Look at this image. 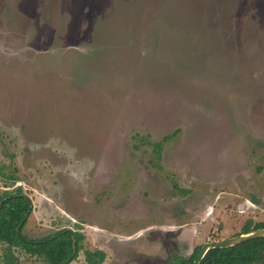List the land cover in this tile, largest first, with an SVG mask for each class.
Wrapping results in <instances>:
<instances>
[{"label": "rangeland", "instance_id": "374dc122", "mask_svg": "<svg viewBox=\"0 0 264 264\" xmlns=\"http://www.w3.org/2000/svg\"><path fill=\"white\" fill-rule=\"evenodd\" d=\"M4 191L27 238L83 233L66 264H171L264 221V0H0Z\"/></svg>", "mask_w": 264, "mask_h": 264}, {"label": "trees", "instance_id": "16d2710c", "mask_svg": "<svg viewBox=\"0 0 264 264\" xmlns=\"http://www.w3.org/2000/svg\"><path fill=\"white\" fill-rule=\"evenodd\" d=\"M18 193L19 191L15 194L4 191V195H0V243L8 244L7 251L2 255L4 258L2 264H21L11 252L14 246L20 247L33 257L42 258L44 264H66L75 258L82 247L80 242L84 238L79 230L64 228L37 239L27 238L21 234V228L30 209V200L26 195ZM260 227H264V221L253 224L252 220H247L240 233ZM200 246L194 247L187 257L173 253L171 264H192ZM84 253L85 264H101L105 257L104 251L100 249H86ZM257 261L264 262V236L228 247L210 248L199 264H250Z\"/></svg>", "mask_w": 264, "mask_h": 264}, {"label": "water", "instance_id": "95a60500", "mask_svg": "<svg viewBox=\"0 0 264 264\" xmlns=\"http://www.w3.org/2000/svg\"><path fill=\"white\" fill-rule=\"evenodd\" d=\"M67 229L71 230L70 228H67ZM260 236H264V227H260V228L249 230L247 232L239 233L237 235L230 236V237L223 239V240L204 242L200 246V248L197 252V255H196L195 259L193 260L192 264H199L202 257L205 255L207 250L210 248L228 247V246L236 245V244L242 243L244 241H247L249 239H252L255 237H260ZM72 245H73V252H74V250H75L74 249V239L72 240Z\"/></svg>", "mask_w": 264, "mask_h": 264}, {"label": "crops", "instance_id": "0c3cea01", "mask_svg": "<svg viewBox=\"0 0 264 264\" xmlns=\"http://www.w3.org/2000/svg\"><path fill=\"white\" fill-rule=\"evenodd\" d=\"M84 239V238H83ZM100 250H101V248H99ZM103 250V249H102ZM104 251V250H103ZM136 251H138V250H136ZM105 253V252H104ZM84 257H85V254H84ZM147 257H149L148 255H147ZM104 259H105V257H104ZM108 259V258H107ZM104 261V260H103Z\"/></svg>", "mask_w": 264, "mask_h": 264}, {"label": "flooded vegetation", "instance_id": "af4514ba", "mask_svg": "<svg viewBox=\"0 0 264 264\" xmlns=\"http://www.w3.org/2000/svg\"><path fill=\"white\" fill-rule=\"evenodd\" d=\"M183 256V255H182ZM186 257V256H185Z\"/></svg>", "mask_w": 264, "mask_h": 264}]
</instances>
